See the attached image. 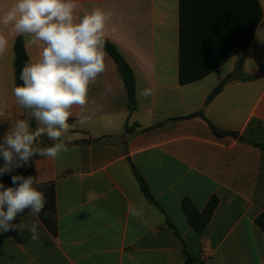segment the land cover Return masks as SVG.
<instances>
[{"label":"crops","instance_id":"obj_1","mask_svg":"<svg viewBox=\"0 0 264 264\" xmlns=\"http://www.w3.org/2000/svg\"><path fill=\"white\" fill-rule=\"evenodd\" d=\"M258 2L262 18L237 78L205 104L241 55L180 85L178 0H78V16L96 8L111 14L105 39L133 73L135 109L128 112L122 78L106 53L105 72L90 87L88 119L81 123L75 109L69 120V151L33 160L37 187L54 189L55 234L39 218V238L31 239L26 229L36 217L25 210L13 221L22 229L0 233V264H186L183 247L200 264H264V232L255 223L264 214V148L253 145H264V0ZM16 37L8 36L9 50L0 56V142L27 112L13 95ZM22 38L35 61L39 49ZM144 88L153 94L144 98ZM198 111L204 119L189 117ZM207 121L242 141L213 134ZM38 143L53 142L42 136ZM211 196L217 205L197 233L181 202L201 210Z\"/></svg>","mask_w":264,"mask_h":264},{"label":"clouds","instance_id":"obj_2","mask_svg":"<svg viewBox=\"0 0 264 264\" xmlns=\"http://www.w3.org/2000/svg\"><path fill=\"white\" fill-rule=\"evenodd\" d=\"M78 0H11L0 4V56L9 50L10 34L24 36L39 49L38 58L25 64L15 86V102L27 111L17 119L0 142L3 166L0 176L29 166L34 157L56 160L69 151L63 137L69 133L70 118L79 109L80 122L87 119L90 87L106 69L105 29L111 14L100 8L77 15ZM152 88L139 94L148 98ZM35 123V128H33ZM46 136L53 143L42 147ZM13 187L0 182V233L23 227L13 221L25 210L36 217L26 229L39 238V217L47 204L36 176H11ZM129 213L137 215L133 205ZM47 215V213H45Z\"/></svg>","mask_w":264,"mask_h":264},{"label":"trees","instance_id":"obj_3","mask_svg":"<svg viewBox=\"0 0 264 264\" xmlns=\"http://www.w3.org/2000/svg\"><path fill=\"white\" fill-rule=\"evenodd\" d=\"M261 18L262 10L258 0H178V83L185 85L198 81L223 65L232 56L241 55L236 71L225 76L207 95L205 104H208L226 84L237 78V71L242 63L243 54L251 46L255 29ZM105 52L114 62L122 78L128 112L131 113L135 109L133 73L117 48L106 39ZM13 54L15 87L22 83L19 79L20 71L25 64L29 63L22 36L15 38ZM26 116L27 112L24 118ZM191 116H200L204 119L201 111L194 112L189 115V117ZM207 123L213 134L217 136L230 135L242 141L237 133L219 130L208 121ZM35 126L33 123V128ZM124 130L129 131L127 122L124 124ZM253 145L264 148L262 144ZM38 157H34L33 160ZM33 160L29 166L0 176V181L13 187L12 175L33 176ZM2 166L3 158L0 157V167ZM136 177L146 198L153 202L137 173ZM38 188L45 193L47 200L45 209L39 218L50 233L55 234L53 186L52 184H43L39 185ZM217 202V198L211 196L204 208L197 210L187 199H184L180 208L190 227L195 232L201 233L210 221ZM255 223L264 232V214L257 217ZM183 253L186 264H200L195 255L187 252L184 247Z\"/></svg>","mask_w":264,"mask_h":264},{"label":"built area","instance_id":"obj_4","mask_svg":"<svg viewBox=\"0 0 264 264\" xmlns=\"http://www.w3.org/2000/svg\"><path fill=\"white\" fill-rule=\"evenodd\" d=\"M200 253H201V256H206L208 254V249L205 247V246H202L200 248Z\"/></svg>","mask_w":264,"mask_h":264}]
</instances>
